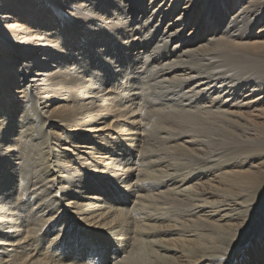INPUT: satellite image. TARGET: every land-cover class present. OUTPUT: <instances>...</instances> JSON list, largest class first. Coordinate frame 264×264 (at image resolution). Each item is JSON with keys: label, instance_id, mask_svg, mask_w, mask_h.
I'll list each match as a JSON object with an SVG mask.
<instances>
[{"label": "bare ground", "instance_id": "obj_1", "mask_svg": "<svg viewBox=\"0 0 264 264\" xmlns=\"http://www.w3.org/2000/svg\"><path fill=\"white\" fill-rule=\"evenodd\" d=\"M165 1L0 0V264H264V0Z\"/></svg>", "mask_w": 264, "mask_h": 264}, {"label": "rangeland", "instance_id": "obj_2", "mask_svg": "<svg viewBox=\"0 0 264 264\" xmlns=\"http://www.w3.org/2000/svg\"><path fill=\"white\" fill-rule=\"evenodd\" d=\"M150 2V0H144V4H146V3H149ZM155 3V1H152V4H154ZM176 3V4H175ZM175 3H173V0H166L164 3H162V5L159 7V9H164V8H166V7H164L165 5H170V7L171 6H174V7H176L175 9V12L173 13V16H175V17H177L178 16V14L177 13H181V8L183 7V5L181 4V1H179V2H177V0H176V2ZM54 6H58V4H55ZM54 7H52V11H55V9H53ZM55 13H59L57 10H56V12ZM177 14V15H176ZM54 15H56V14H54ZM59 16H60V14H59ZM63 21V22H62ZM58 22V23H57ZM53 25H54V27L56 28V29H54V30H57V32L60 34V25H61V27L63 26V25H68V24H66V20L63 18V15L61 16V17H58L57 15H56V20L52 23ZM193 26H190V27H188V28H186L185 30H184V35H187L188 34V32L190 31V29L192 28ZM76 40H78V39H76ZM111 43H116L115 42V39L113 38V37H111ZM88 49L87 48H85V51H87ZM84 51V48L82 49V52ZM84 51V52H85ZM41 58V57H40ZM40 61H41V59H40ZM121 61V60H120ZM122 61H124V58L122 59ZM46 63H51V62H46ZM123 64H125V62H122V65ZM51 66H52V64H51ZM123 67H127V65L125 64ZM122 66H121V68H123ZM108 70H111V68L109 69L108 68ZM227 76L229 77V75H228V73H227ZM152 78H154V76L153 77H150V78H147V80H144V78H140V79H138V81L139 82H143V81H145L146 83H149L150 84V86H156L155 85V79H152ZM151 79V80H150ZM7 80V79H6ZM151 81V82H150ZM192 82H196V80L195 81H193L192 80ZM233 82L229 79H226L225 80V84H226V86H228V85H231ZM241 82H237V84H235V86H238L239 87V84H240ZM5 97H4V95H0V101H3L4 102V99ZM205 98V97H204ZM43 102V101H42ZM51 102L50 101H48V102H45V104H39V106H37V104H36V106H35V109L38 111V109L37 108H39L40 110H42V111H44V110H46L47 108L49 109V110H51V109H53L52 107H48V105L50 104ZM61 103H63V102H61ZM61 103H54V105H58V104H61ZM203 103H205L204 101H203ZM0 106H2V107H0V111L1 110H4V116H6V118L4 119V117L2 116L1 118H0V127L2 126L3 127V129H4V131L5 132H3V129H2V132H0V136L1 135H6L7 137H9L10 136V134H11V131H16L17 133H21L22 135H24L25 134V132L23 131L24 130V128L25 127H23L22 129H20L19 127H15L14 128V126H15V124L13 123V117H12V115H11V111H10V106L9 105H1L0 104ZM10 113V114H9ZM21 114V112H19V113H15V116L14 117H19V115ZM36 115H38L37 114V112L35 111V113L33 114V117L35 116V118L36 119H39V117H37ZM11 118V119H10ZM5 120V121H4ZM9 120V121H8ZM42 122V121H41ZM41 124V123H40ZM26 126H29V123L26 125ZM40 131H39V130ZM43 129H45L44 127L42 128L39 124L37 125V130H36V132H37V134H40L41 133V131H43ZM160 131H162V130H160ZM28 132H30V131H28ZM163 132V131H162ZM24 133V134H23ZM67 133V132H66ZM68 133H69V131H68ZM71 134V133H70ZM3 135V136H4ZM163 135H164V133H163ZM6 137V138H7ZM9 143H6L5 144V142L4 141H1L0 142V150H2L3 148H4V145H8ZM44 144H49V142H47L46 141V143H44ZM44 144H42V146L40 147L41 148V150H46L47 148H46V146L47 145H45L44 146ZM43 147H44V149H43ZM75 152V151H74ZM74 152H72V153H74ZM10 159V157L8 158H2V159H0V169L1 170H4V172H0V199L1 198H5V196H7V194H10L11 192H13L14 191V189H15V187L18 185V183H19V181H18V178L17 177H15V174L17 173V172H14V171H10V165H11V163L12 162H14V163H17V160H14V159H10V161H8ZM2 160V161H1ZM123 161H125V160H123ZM26 163H27V165L30 163V161H26ZM123 163H125V162H123ZM7 165V166H6ZM26 166V165H25ZM26 169H27V167H26ZM29 169V168H28ZM12 170V169H11ZM7 172V173H6ZM24 174H25V172H24ZM62 175H65L66 173H61ZM20 183L19 184H21V185H19V186H22V184L24 185V181H23V179H21L20 178ZM87 181H88V178L86 179ZM111 180H113V179H111ZM118 181L119 182H121L119 179H118ZM24 182V183H23ZM117 181L116 180H114V182L112 183V184H115ZM28 184V185H27ZM41 184V183H40ZM40 184H38V185H40ZM118 185V184H117ZM10 186V187H9ZM26 186H29V187H27V188H30V189H35L36 187V185L35 186H33L34 188H32V187H30V183H25V185L24 186H22L21 188H23V187H26ZM27 188H23V189H27ZM79 188V187H78ZM12 189V190H11ZM28 190V189H27ZM37 190V192L39 193V195H37V196H35L36 198L35 199H37V201L39 202V201H41V202H43L42 204H41V206L43 207L44 206V208H46V210H49V208L47 207L48 206V204L50 205L51 204V202L53 203V201H54V203L56 204L55 206H54V209H53V212L54 211H57V205L59 204L58 203V201L57 200H55V198L52 196V194L53 193H51V195H50V193L49 192H47L45 189H43L42 188V186L40 185V187L39 188H37L36 189ZM40 192H39V191ZM41 190H43V191H45V192H43V191H41ZM40 193H42V195L40 194ZM49 193V194H48ZM44 194H46V195H44ZM41 196H43V198L41 199L40 197ZM46 196V197H45ZM48 197V198H47ZM52 197V198H51ZM48 199V200H47ZM54 199V200H53ZM4 201H6L5 199H3ZM44 200H45V202H47V204L44 202ZM51 200V201H50ZM53 200V201H52ZM50 202V203H49ZM29 204H32V203H29ZM38 204V203H37ZM46 204V205H45ZM32 210H35L36 209V205H32ZM40 207V206H39ZM50 208H52V207H50ZM63 209H64V207H62V206H60V211H58V213L56 214V215H60L61 213H63V214H67V213H64V212H66L65 210L63 211ZM58 215V216H59ZM72 217H70L69 216V218H68V220H69V223L71 222L70 221V219H71ZM68 223V224H69ZM76 227L79 229V228H81V226L80 225H76ZM102 233L101 232H99L98 233V235H101ZM90 236V234H85V233H80V232H77V231H74L73 232V235H72V237H70V240L69 241H71L70 242V244L68 245V247H69V249L66 251V252H64V254L62 255L63 257L64 256H71V257H74V256H77V260L79 261V260H86V259H88V258H86V257H89V258H91L92 256H93V258L94 259H96V261H97V264H108V260H104V258L103 257H98L97 258V254H98V252H99V244H100V239H96L95 237H89ZM73 237H75L74 239H73ZM89 240V241H88ZM93 240H94V242H93ZM79 242V243H78ZM113 249V248H112ZM97 253V254H96ZM95 256V257H94ZM98 259V260H97ZM95 261V262H96Z\"/></svg>", "mask_w": 264, "mask_h": 264}, {"label": "snow or ice", "instance_id": "obj_3", "mask_svg": "<svg viewBox=\"0 0 264 264\" xmlns=\"http://www.w3.org/2000/svg\"><path fill=\"white\" fill-rule=\"evenodd\" d=\"M221 259H223V257H221Z\"/></svg>", "mask_w": 264, "mask_h": 264}]
</instances>
